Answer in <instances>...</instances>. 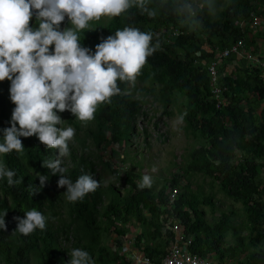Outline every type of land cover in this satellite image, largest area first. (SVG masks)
I'll return each instance as SVG.
<instances>
[{"label": "trees", "instance_id": "obj_1", "mask_svg": "<svg viewBox=\"0 0 264 264\" xmlns=\"http://www.w3.org/2000/svg\"><path fill=\"white\" fill-rule=\"evenodd\" d=\"M131 12L134 15L107 18L104 22L91 21L90 25L95 30H85L84 37L81 34L82 46L94 52L102 38L113 35L117 28L129 24L155 34L160 48L148 57L138 79L159 83L165 97L164 105L173 91L183 94L185 100L180 104L182 109H179V117H182L185 128L197 140L196 145L188 151L184 172L189 170L190 174H208L211 184L216 181L219 191L241 203L248 235H239L242 227L230 224L225 212H221L212 223L207 222L203 218L204 212L197 206V193L189 191L186 186L177 192L169 208H161L167 202L164 183L157 188L153 184L151 188L141 189L131 169L124 171L128 186L124 193H119L112 185H106L87 194L82 201L69 202L64 196L66 187H58L59 175H52L51 171L41 167L43 159L57 155L58 150L47 149L36 136L21 137L25 147L22 153L13 150L8 154H0L1 161L16 172L15 178L22 179L21 183L14 186H9L6 178L0 179V214L7 211V231L0 230V264H30L31 259L36 264H67L65 249L57 242L52 226L56 212L52 208L50 191L54 186L61 193V203L71 219L63 223L61 229L66 233L75 220L82 225L84 235L89 229L86 241L79 243L75 239L74 246L87 250L102 264L111 259L106 257L107 248L99 245L100 235L110 228H116V223L125 225L129 219L137 222L139 228L132 245L141 247L150 264H159L174 239L171 230H162L161 214L164 211L175 216L182 224V238L185 242L188 240L185 246L191 254L202 257L212 254L215 259L222 261L225 256H233L237 252L239 258L233 264H264L262 69L246 65L241 58L236 60L234 69L226 72L225 66L236 56L230 53L222 58L216 66L217 82L222 88L226 104L219 108L214 106L211 97L208 73V65L214 60L215 50L229 47L238 38H244L247 42L250 29L234 24V20L248 19L250 12L264 16V0H224L218 17L202 14L201 26L196 30H189L170 12L162 11L155 19L140 15L135 9ZM32 21L36 23L35 16ZM69 26L66 17L61 28ZM203 45L212 51H207ZM10 83L8 80L0 81V129L10 127L12 110L16 106L10 99ZM120 87L129 93L126 85L121 84ZM136 110L137 100L132 99L130 94L113 97L111 103L100 106L95 119L90 121L93 129L89 130V135L93 144L99 146L102 143L127 141L132 134L131 117ZM73 124L77 131V123L73 121ZM75 145L81 149L78 150ZM75 145H70V165L66 167V175L73 182L83 172L94 173L92 161L83 155L86 144L81 142ZM111 152L114 150L111 149ZM38 173L48 175L49 179L33 195L35 188L40 185ZM176 178L177 175L169 181L171 188L176 187ZM103 195L107 197L104 203ZM203 199L211 205L210 196ZM32 208L48 217L46 230L37 229L28 236L13 234L17 226L14 217L23 218L24 212ZM143 209L148 214L144 215ZM227 231L233 236L231 244L225 239ZM117 241V245H120ZM223 244L224 248L221 247ZM112 254L115 255L114 252Z\"/></svg>", "mask_w": 264, "mask_h": 264}, {"label": "clouds", "instance_id": "obj_2", "mask_svg": "<svg viewBox=\"0 0 264 264\" xmlns=\"http://www.w3.org/2000/svg\"><path fill=\"white\" fill-rule=\"evenodd\" d=\"M132 9L152 19L170 12L189 30H196L202 14L217 18L221 5L219 0H0V81L11 82L10 99L16 105L10 127L0 129V154L22 153L20 138L32 136L47 149L58 150V155L43 159L41 167L59 175L58 187H66L64 196L72 203L95 192L101 182L87 172L75 182L66 175L64 159L71 155L75 129L65 127L66 120L58 113L70 111L76 120L93 121L100 106L129 94L120 85L134 87L148 57L160 48L152 31L132 24L102 38L94 52L82 46L81 34L95 30L91 21L134 15ZM33 16L36 23L31 22ZM66 17L70 26L62 29ZM16 175L0 161V179L14 186L22 182ZM37 178L40 185L33 195L49 176L38 173ZM154 183L155 178L145 174L138 187L151 188ZM6 215L7 211L0 214V230L7 231ZM14 219L17 226L12 233L28 236L46 230L48 217L32 208ZM68 255L69 264H95L83 248H72Z\"/></svg>", "mask_w": 264, "mask_h": 264}, {"label": "rangeland", "instance_id": "obj_3", "mask_svg": "<svg viewBox=\"0 0 264 264\" xmlns=\"http://www.w3.org/2000/svg\"><path fill=\"white\" fill-rule=\"evenodd\" d=\"M223 1L219 0L221 6ZM107 18L102 17L100 22H104ZM203 47L207 51L210 49L206 45H203ZM126 86L130 97L137 100V110L131 117L133 130L127 141L110 144L102 143L96 146L89 135V130L93 129L90 122L76 120L70 111L59 113L61 118L66 120L64 126L70 125L75 129L76 137L74 136L70 145L74 146L76 143L81 142L86 144L83 155L92 161L93 176L101 182L100 187L112 185L116 191L121 194L124 193L128 187L124 180V171L131 169L135 174L136 183H140L142 177L149 174L155 178L154 186L156 188L164 183L165 193H167L171 188L169 181L177 175L174 184L177 189L176 194L184 186L189 191L197 193V206L204 212L203 218L207 222L212 223L221 212H225L229 216L230 224L242 227L238 232L239 235H248V230L245 229V215L241 203L233 201L219 191L216 181L211 184L208 174L196 172L190 174L188 173L189 170L186 173L184 172L187 168L188 151L196 145L197 140L185 128L183 120L179 117V109H182L180 104L185 100L183 94L173 91L169 96L168 103L164 105L165 97L160 91L161 85L159 83L138 79L134 87ZM73 121L78 125L77 131ZM107 137H109V134H107ZM75 146L78 150L81 149L78 145ZM111 149L114 150L113 153ZM239 154L238 152L237 155ZM69 165L70 156L64 159L63 166L69 167ZM262 174L264 175V169ZM205 196H210L211 205L204 202L203 198ZM50 199L52 200V208L56 212L53 216L52 226L55 228L57 242L65 249L64 258L69 264L68 251L72 248H79L74 246L75 239L79 243L86 241V234L89 229L84 235L82 225L75 220L69 225L67 232L64 233L61 229L62 224L69 222L71 219L65 212V207L61 203L63 197L56 186L50 191ZM106 200V195H103V203ZM142 212L144 215L148 214L145 209ZM114 226L116 228H110L102 233L98 241L99 245L107 248V254L105 253L107 256H105L111 259L106 264H141V256L143 255L141 247L135 248L132 245L134 235L139 229L137 222L129 219L125 225L116 223ZM116 230L122 232H116ZM225 239L229 244L233 242V236L229 231L226 232ZM116 240L120 242V245H117ZM221 247L224 248V244ZM113 252L115 255L112 254ZM237 258H239V255L235 252L233 256H225L222 261L230 260V263L233 264ZM94 261L95 264H102L95 259ZM30 264H36V262L31 259Z\"/></svg>", "mask_w": 264, "mask_h": 264}, {"label": "built area", "instance_id": "obj_4", "mask_svg": "<svg viewBox=\"0 0 264 264\" xmlns=\"http://www.w3.org/2000/svg\"><path fill=\"white\" fill-rule=\"evenodd\" d=\"M234 24L240 27H248L250 31L247 33V42L244 38H238L229 47L222 50L214 51V60L208 65L209 84L211 97L214 99V106L219 108L226 104L225 96H222V88L218 85L217 67L222 58L230 53L235 54V59L227 64L224 68L226 72L234 69V64L238 59H244L246 65L250 64L255 67H261V75L264 76V16L254 15L250 12L248 19H236ZM209 51H212L209 49ZM175 188H170L167 194V202L161 208H169L176 198ZM162 230L169 229L174 233V239L166 249V253L159 264H231L230 260L217 261L212 254L207 256H198L187 251L186 242L182 238V224L175 218L170 216L165 211L161 214ZM141 264H150V261L144 255L141 256Z\"/></svg>", "mask_w": 264, "mask_h": 264}]
</instances>
